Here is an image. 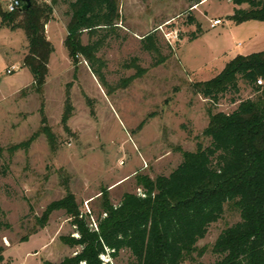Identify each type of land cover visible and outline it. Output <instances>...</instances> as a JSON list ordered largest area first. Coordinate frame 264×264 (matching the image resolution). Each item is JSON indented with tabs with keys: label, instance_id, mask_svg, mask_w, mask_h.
<instances>
[{
	"label": "rangeland",
	"instance_id": "obj_1",
	"mask_svg": "<svg viewBox=\"0 0 264 264\" xmlns=\"http://www.w3.org/2000/svg\"><path fill=\"white\" fill-rule=\"evenodd\" d=\"M9 1L0 0L6 12ZM201 1L118 0L119 28L97 54L105 86L84 58L78 64L70 58L68 66L66 47L53 38L52 71L36 90L22 67L25 32L0 28V59L7 58L0 62V264H59L74 256L79 249L63 241L78 237L66 212L45 218L52 203L70 192L95 223L105 200L118 207L126 194L144 196V181L171 175L185 152L210 146L209 109L232 114L256 98L242 81L239 94L229 92L217 105L197 92L238 56L264 52V23L237 24L229 0ZM66 10L57 7L54 16L67 23ZM216 19L223 24L212 28ZM152 33L147 50L143 39ZM13 64L18 70L9 75ZM240 221L226 205L184 264H217L219 237ZM102 259L135 264L129 251Z\"/></svg>",
	"mask_w": 264,
	"mask_h": 264
},
{
	"label": "trees",
	"instance_id": "obj_2",
	"mask_svg": "<svg viewBox=\"0 0 264 264\" xmlns=\"http://www.w3.org/2000/svg\"><path fill=\"white\" fill-rule=\"evenodd\" d=\"M229 1L235 6L231 19L237 24L264 23V0ZM63 6L67 7L65 47L70 58L77 64L84 58L105 86L96 67L100 63L97 54L119 28L118 0H32L28 11L15 13L0 5V28L25 32L28 53L23 66L32 74L34 88L42 90L55 51L45 28L55 9ZM154 34L143 39L147 50L153 46ZM260 79L264 81V52L238 56L219 76L197 86V92L214 105L229 92L239 94L241 81L257 96L242 102L232 114H214L209 109L204 135L210 138V146L199 145L196 152H185L183 162L171 175L144 181V196L126 194L118 207L105 200L95 223L92 216L82 214L70 192L52 203L45 218L65 211L78 236L63 239L79 250L59 264H111L102 257L116 259L122 251H129L135 264H184L210 226L223 217L226 205L240 212L241 221L219 237L215 252L222 259L217 264H264V85L257 84Z\"/></svg>",
	"mask_w": 264,
	"mask_h": 264
},
{
	"label": "crops",
	"instance_id": "obj_3",
	"mask_svg": "<svg viewBox=\"0 0 264 264\" xmlns=\"http://www.w3.org/2000/svg\"><path fill=\"white\" fill-rule=\"evenodd\" d=\"M232 17V16H231ZM68 22V21H67ZM0 26H1V23H0ZM46 35H47V39L48 41H50L52 43V45L54 46L53 44V38H58L59 41H60V44L64 45L65 46V41H66V38L68 36V32H67V23H64L61 21V19L56 15L55 13V16L53 18V20L51 22H49L47 25H46ZM13 32H16V31H13ZM26 48L28 47V44L25 45ZM23 46V47H25ZM55 49V47H54ZM14 50V49H13ZM68 51V50H67ZM14 52V51H13ZM56 53V49L54 51V53L52 54L51 58H50V62H49V73H51L52 71V66L54 64V55ZM2 59H0V62H5V60H7L6 56H2L1 57ZM19 58V56H18ZM54 58V59H53ZM58 61V60H57ZM67 63L68 66H70L72 63H71V59H70V56H69V53H68V59H66L65 61ZM59 66L61 65V62L58 63ZM13 66H16V65H11L10 67H13ZM83 66V65H80V67ZM22 67L25 68L22 64ZM9 69V67L7 68V70ZM27 69V68H25ZM6 70V71H7ZM87 70L90 71V69L87 67ZM91 72V71H90ZM32 81H33V77H32ZM33 83V82H32ZM33 85V84H32ZM47 85V84H46ZM30 86V85H29ZM20 87V88H19ZM26 87V86H25ZM23 87V88H25ZM28 87V86H27ZM20 89H22L21 86H18V89H16V91H20Z\"/></svg>",
	"mask_w": 264,
	"mask_h": 264
},
{
	"label": "built area",
	"instance_id": "obj_4",
	"mask_svg": "<svg viewBox=\"0 0 264 264\" xmlns=\"http://www.w3.org/2000/svg\"><path fill=\"white\" fill-rule=\"evenodd\" d=\"M22 7H23L22 0H10L6 10L9 13H15L17 11H20ZM222 24H223V22L221 19H216V20L212 21L211 27L216 28ZM17 70H18V68L16 66H13V67L9 68L6 72H7V74L12 75ZM257 84L259 86H263L264 81L262 79H260V80H258Z\"/></svg>",
	"mask_w": 264,
	"mask_h": 264
},
{
	"label": "water",
	"instance_id": "obj_5",
	"mask_svg": "<svg viewBox=\"0 0 264 264\" xmlns=\"http://www.w3.org/2000/svg\"><path fill=\"white\" fill-rule=\"evenodd\" d=\"M23 7L21 8V12L28 11L32 6V0H22Z\"/></svg>",
	"mask_w": 264,
	"mask_h": 264
}]
</instances>
